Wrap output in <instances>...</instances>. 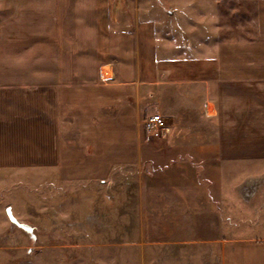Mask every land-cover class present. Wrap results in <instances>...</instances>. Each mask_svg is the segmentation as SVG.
<instances>
[{"label": "crops", "instance_id": "crops-1", "mask_svg": "<svg viewBox=\"0 0 264 264\" xmlns=\"http://www.w3.org/2000/svg\"><path fill=\"white\" fill-rule=\"evenodd\" d=\"M255 2L0 0V173L137 177L139 244L264 264L263 65L231 45L230 8Z\"/></svg>", "mask_w": 264, "mask_h": 264}, {"label": "rangeland", "instance_id": "rangeland-1", "mask_svg": "<svg viewBox=\"0 0 264 264\" xmlns=\"http://www.w3.org/2000/svg\"><path fill=\"white\" fill-rule=\"evenodd\" d=\"M255 1L257 5L230 8L231 26L237 27L231 45L245 44L240 34L245 35L249 75L262 64L264 76V0ZM227 13L228 6H218L219 26ZM224 34L228 43L227 31ZM248 173L257 175L261 168L249 167ZM40 174L32 168L0 173V264H217L216 250L179 252L139 244L134 227L142 210L137 206V177L128 183L125 175L101 186L47 181ZM259 197L255 196L256 203ZM246 202L237 200L233 205L250 206ZM7 207L21 227L8 221Z\"/></svg>", "mask_w": 264, "mask_h": 264}, {"label": "built area", "instance_id": "built-area-1", "mask_svg": "<svg viewBox=\"0 0 264 264\" xmlns=\"http://www.w3.org/2000/svg\"><path fill=\"white\" fill-rule=\"evenodd\" d=\"M206 113V110L204 111ZM144 128L155 138H158L162 135L163 131L166 128V123L164 119L158 115L153 114L149 116L144 122Z\"/></svg>", "mask_w": 264, "mask_h": 264}, {"label": "water", "instance_id": "water-1", "mask_svg": "<svg viewBox=\"0 0 264 264\" xmlns=\"http://www.w3.org/2000/svg\"><path fill=\"white\" fill-rule=\"evenodd\" d=\"M5 214H6L8 221L11 223L12 226H15V227H21L22 226V224L13 216L10 207H7L5 209Z\"/></svg>", "mask_w": 264, "mask_h": 264}]
</instances>
